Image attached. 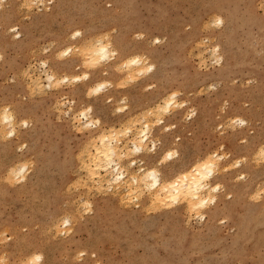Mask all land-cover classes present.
I'll return each mask as SVG.
<instances>
[{"label":"rangeland","instance_id":"obj_1","mask_svg":"<svg viewBox=\"0 0 264 264\" xmlns=\"http://www.w3.org/2000/svg\"><path fill=\"white\" fill-rule=\"evenodd\" d=\"M98 39L116 51L92 62ZM127 50L147 72L123 66ZM46 70L70 82L39 88ZM93 81L106 87L92 93ZM89 106L90 120L78 119ZM5 107L14 125L0 121V264H264V0H2ZM142 121L147 156L122 159L168 178L224 153L215 203L152 206L143 189L138 206L123 187L90 182L95 135Z\"/></svg>","mask_w":264,"mask_h":264},{"label":"bare ground","instance_id":"obj_2","mask_svg":"<svg viewBox=\"0 0 264 264\" xmlns=\"http://www.w3.org/2000/svg\"><path fill=\"white\" fill-rule=\"evenodd\" d=\"M75 33H76L75 36H73L74 38L79 35L78 32H75ZM156 41H158V39H156ZM87 49L88 50H86V54L88 55V57L91 59L92 62H99V61H102L108 58L109 56H113L116 51V48L113 46L112 41H110L109 39L107 40L98 39L95 42H93L90 46H88ZM69 51H71V46H67L65 47V49H63V52H69ZM143 60L144 59L138 55H133V54L130 55L128 50L125 51L123 53V56L121 57V62L123 66L127 67L129 72H137L140 74L147 72L146 70L144 71L142 68L139 67V65H142ZM45 63L43 61L42 64H45ZM45 74H46V77H45L46 81L43 82L44 83L43 85L45 86L43 85L39 86V84H41L39 81L40 79L38 80V76H36L37 81L39 82L38 84L35 83V85L37 84L39 88L46 87L47 85L50 86L53 83H55L53 85L56 86V84H58L59 81L67 82L70 80L69 79L70 76L66 74L62 76H57L55 73L49 72L47 70ZM84 77H88V75L85 74ZM82 78L83 77L80 78V77L74 76V79H75L74 81H79ZM87 85L89 86V91L91 89L93 92H96V93H99L106 87L105 83L98 82V81H93V83L89 82ZM175 100H176V94H173V93L169 94V97L166 100L164 101L162 100L163 103L161 102L160 104L158 103L155 105V107L158 105L156 107L158 109L157 111L158 113L157 114L155 113V114L158 116L160 114V111L161 113L162 112L166 113L167 111H169L170 106L173 103H175ZM156 108H153V109H156ZM6 110L7 108L5 107L2 111H0L1 113L0 121L2 122L6 121L10 125H14L13 114L7 113ZM87 110H82L79 113L81 117H78V119L79 118L80 120L84 119L85 120L84 122L86 121L88 122L90 120L89 114L91 112V107L89 106ZM148 110L151 111L150 109ZM144 111H141V112H143L144 114ZM153 112L151 114H153ZM145 116L143 118H146ZM140 119H142V117ZM159 119H161V117ZM235 121H238L241 125L246 124V121L242 118H237ZM134 122L137 124L140 123L138 125H141L140 121L137 122V118L134 119L133 122L131 121V123H134ZM148 122L142 121L144 125L142 127L140 126V128H137L138 126H136L135 124L129 123L130 126L129 124H127L128 126H125L124 129L122 128V131L119 130V132L116 131L113 127H112L113 130H111V128L110 130L109 128H107L108 129L107 132L104 130H100L95 135V138H94L95 140H93L92 142V148L89 150L87 154L88 156L87 160L86 162H83L85 164L84 167L86 168L84 169L89 174L88 176L90 178V182L95 181L100 186V184L102 185V181L104 180L103 182L105 183L103 184L107 183L106 186H109L111 188L114 186L118 188L123 187L125 189L124 191H127L124 198L125 197L130 198V194L133 195L134 193L135 194L134 198L136 199L138 206L140 203L139 194H141L140 192H142L141 190L143 189L147 190L148 198L150 199L152 203L150 205L152 206H155L154 204L156 203L158 205V202H160V204L162 203L166 205L168 204V202L170 204H175V203H178L179 201L185 200L186 202H188V204L193 209H197V211L199 212L201 211L199 209L204 207L206 203L208 202L215 203L216 195L215 193L212 194V192L218 191L222 186L219 183H215L214 185H212L211 178L213 177L215 170L219 166L220 162L218 160L225 157L224 153H221V152L218 153L217 151H212L208 153L206 152L207 154H205L202 158L198 160H194L195 162H192V164L190 163L191 165L188 164V167L184 169H176L173 176L168 177V178H164L161 175L160 170L157 167H154L155 164L153 165V167H146L145 164L142 163L138 165L137 168L135 169V168H132L137 163L135 158H132V159L129 158L126 161L122 159L123 156H130L131 154L136 153V152L144 153L147 156L146 152H148L149 149L145 148L144 142L147 141L148 135L150 133V123ZM23 123H26V122L23 121ZM12 128L13 129L11 131L13 132L14 127ZM123 135L127 137L129 136L128 139L126 138L127 140H123L121 138ZM118 136H121V137H118ZM258 150L259 152L257 154L260 153L259 154L260 156L261 154H264V143L261 142V145H259ZM174 153L175 151L172 152V150H167L165 154L167 158L171 159ZM237 165L240 166L241 161H239ZM168 171H169V168H168ZM240 177H244V175L241 174ZM237 191L238 193H240L241 187L236 188V192ZM123 195L121 196L122 198H123ZM124 198L122 201H124ZM128 199L125 200L126 203ZM203 214L205 213L200 212L198 214V217L202 218Z\"/></svg>","mask_w":264,"mask_h":264},{"label":"clouds","instance_id":"obj_3","mask_svg":"<svg viewBox=\"0 0 264 264\" xmlns=\"http://www.w3.org/2000/svg\"><path fill=\"white\" fill-rule=\"evenodd\" d=\"M0 2H2V0H0ZM218 24L222 23V21H217Z\"/></svg>","mask_w":264,"mask_h":264}]
</instances>
